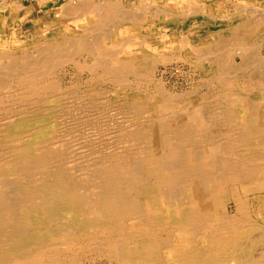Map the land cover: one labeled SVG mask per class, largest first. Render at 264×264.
Wrapping results in <instances>:
<instances>
[{"label":"rangeland","instance_id":"obj_1","mask_svg":"<svg viewBox=\"0 0 264 264\" xmlns=\"http://www.w3.org/2000/svg\"><path fill=\"white\" fill-rule=\"evenodd\" d=\"M37 2L31 0H0V12L9 5L20 6L23 9L17 18V24L20 26L28 25L30 20L33 17L35 18V12H38L41 17H47L46 19L50 15H61L63 4L61 0L34 9L33 7ZM114 2L115 5H121L122 10L125 12L122 11L119 14L120 11L118 10H107L108 16H113L112 19L108 16L107 18L102 17V20H99L101 23L100 26L98 25L99 27L92 24L87 25L85 28L87 31L82 35L83 37L86 36L87 43L84 50L59 51L58 57L56 56L57 61L55 59L56 63L51 66V72L48 74L49 78L46 77L51 82V88L47 90L34 91L29 97L27 92L16 88V85L14 86L15 82L12 83L13 85L11 84L14 88L9 87L10 85L8 86L4 81L8 77L4 78V76H9V78L13 76V80L16 79V81L24 80L23 82H25L27 80L26 84H28V81L34 83L36 71L31 69L37 70L39 66L31 67L29 73H26L28 78L25 73H22L24 68L22 69V66H19L23 60L29 62L37 60L40 52L30 42H34L35 37H40L39 40L42 41L47 36L55 37L51 38V42L62 40L58 37L60 35L75 41L78 36L75 35V37V33L71 34L68 30L69 27L56 25L58 27L54 30L60 32L55 35H47L46 38L41 36L43 30L34 28L24 33V39L28 43L21 47L13 44L12 48L14 49H7L8 51L0 49V55H8L9 59H15V66L18 67H16V73L15 67L11 65L10 68H14L9 72V65L3 64L0 60V70L4 78L2 82L0 81V119L3 117L0 120V125H10L13 127L14 133L17 132L15 139L16 146L19 149L15 152L16 154H22L24 151L27 153L37 151L40 154L42 152L51 154L55 158H60V162L66 166V162L68 164L71 162V166L75 168L71 170V173L74 175L81 174L86 180L89 179L88 177L93 176L91 174L95 172L94 166L98 159L113 154L118 156L117 160L119 158L118 163L121 166L124 161H127L130 166L128 168L132 173L130 174L131 180H138L136 190L134 189L135 192H131V194L135 193L136 205L148 212L147 209L151 206L148 199L149 189L152 187V190H159L158 186L154 188L158 176L156 174L153 176L150 172V166L147 165L148 158L156 153L152 152L153 143L168 139L170 141L174 139L175 142L180 140L182 142L197 141L192 138L187 139V137L178 138L179 134L177 132L179 131L168 132L167 127H169V124L171 126L180 124L181 127L189 126L188 128H190L193 123L190 118L191 115L198 113L200 117L202 115L203 121H210L218 127V130L210 134L212 136L209 135L201 141L222 143L225 141L224 135L234 132L231 130L232 126L234 122H238L236 119L244 111V105L254 104L264 117V0H190L188 2L185 0H114ZM190 3H196V11H193V13L200 16L182 17L176 14L184 13L182 6ZM160 9L172 11L177 17H165ZM128 10L130 11L128 12ZM108 23L111 24L108 25ZM65 30L69 32H65ZM92 38H94L93 41ZM40 41H38V44L41 45L39 50L51 43L48 40L46 41L48 43L40 44ZM187 45L199 46V53L201 52L202 57L193 59L187 56L189 52L184 48ZM101 50L105 54V58L100 57ZM146 55L148 58H146ZM161 55L168 56L163 57ZM116 58H121L128 65L131 64V67L127 66L125 71L119 75L107 73L108 69L114 67ZM44 61L45 58H43ZM225 61L230 63V66H227L228 63H225ZM225 68L227 69L225 70ZM12 70L14 71L12 72ZM220 70L227 73L223 72L222 74ZM135 71L138 72L135 73ZM33 75H35V78ZM224 77L227 78L226 82H228L225 86L221 82ZM120 78L122 81L119 80ZM227 96L232 97L231 99L235 101L232 109L234 111L231 114V119L221 120L219 115L221 108L219 107H222V104L219 102L222 100L221 98ZM4 119H8L7 122H4ZM244 123L249 124L247 121H244ZM261 124L263 126L264 122ZM136 131L144 133L139 137L135 135ZM192 131L191 129L184 130L183 133L192 134ZM168 133L171 138L166 137L169 135ZM159 134L166 136L160 138L158 137ZM0 137L1 143L4 140H9L3 132ZM260 140L264 141V135L261 136ZM198 149L200 151L201 147L196 146L195 150ZM243 151L239 149L237 151L239 154L237 156L232 154V156L241 157ZM170 153L174 152L170 151ZM141 155L143 156L140 159L137 158ZM217 156L222 157L221 155ZM79 160L85 161H81V163ZM57 165H59L58 162ZM169 166L174 168L175 163L169 162ZM259 181L261 188L257 186V188H254L255 181L250 184L251 189L254 191L250 190L249 193L242 192L243 187L241 184H228L227 189L237 191V193L239 191V195H242L244 200H241V203L243 205L246 203L245 206L249 211V223L252 226L245 231V236L242 237L239 246L241 251L239 250L238 253L229 251V254H226L229 255L227 256L229 258L223 260L225 263L219 264H239L240 261L237 260L242 257L254 255L258 258L264 252V179L260 178ZM232 201H229L231 202L230 205L227 202L224 209L233 214L232 211L235 209L236 204ZM77 214L75 212L74 215ZM62 219L64 220V217ZM49 220L52 221V225L57 224L56 227H60L62 234L71 235V230L68 231L67 225L58 223V220L51 218ZM70 220L75 219L70 217ZM127 225L125 223L123 226L127 227ZM77 229L76 227L72 228V235L81 234L79 228ZM45 232L46 234L49 233L47 229ZM83 235L79 237L82 243L85 241L83 239L93 238L92 241L87 242L88 249L86 245L84 251L83 249L79 251L76 247L74 251H71L74 253H71L73 257L69 254L64 258L65 264L68 263L67 261H69V264H72L73 261L78 264H133L120 260L106 249L103 250L101 241L106 237V234L104 237L103 235L87 237V234L83 237ZM161 235L166 237L168 234L165 231ZM166 253L164 249L160 252L161 264H180L177 260L171 262ZM236 253L240 256L237 259H231Z\"/></svg>","mask_w":264,"mask_h":264},{"label":"bare ground","instance_id":"obj_2","mask_svg":"<svg viewBox=\"0 0 264 264\" xmlns=\"http://www.w3.org/2000/svg\"><path fill=\"white\" fill-rule=\"evenodd\" d=\"M31 1H38L35 7H33L36 9V7L39 8V6L42 7V5L51 4L56 0ZM61 1L63 4L60 16L50 15L46 19L47 17H41L38 12L33 10L35 12V18L33 17L26 26L17 24V18L23 10L20 6L14 4L12 6L9 5L0 12V49H3V51L14 49L12 48L13 44L21 47L25 43H28L24 39V33L34 28H40L44 31L41 33L43 38H46L47 35L59 33L60 31L54 30L58 27L56 25L69 27L68 30L70 33H75L74 36H78H75V41L72 38L70 40L68 37H61L60 35L58 37L59 39L62 38V40H54L51 42V38L55 37L47 36L42 41L39 40L40 37H35L34 42H30L33 43L34 48L41 54H38L36 61L29 62L23 60L19 66H22V69L24 68L22 73H25V76L26 73H29L31 67L39 66L37 70L31 69L32 71H36V78L33 75L35 78L34 83L28 81V84H26L25 82L27 80L25 82H23L24 80L16 81V79L13 80V76L10 78L9 76H4V78L8 77L4 80L0 70L1 82L3 79L12 88L14 87L11 84L15 82L14 86L16 85V88L27 92L29 97L34 91L41 92L51 88V82L47 80L49 78L48 74L51 72V66L57 61L56 56L59 51H79L86 48V36L83 37L82 35L87 31L85 29L87 25L100 26L101 23L99 20H102V17L107 18L109 15L107 10L111 9L112 11V9H115L116 11H120L119 14L124 11L121 5L114 4L116 2L114 0ZM195 4L190 3L182 6L184 13L176 14L182 17L200 16L197 13H193V11H196ZM160 10L161 13H164L163 16L165 17L173 18L176 16L172 11ZM109 18L112 19L113 16ZM104 22L106 21L104 20ZM68 30H65V32H69ZM93 39L91 40L93 41ZM112 40L114 41V39ZM38 41H40V44H44L46 41L51 43L39 50L41 45L38 44ZM184 48L189 52L187 56L190 58L202 57L200 55L201 52L199 53V46L187 45ZM161 56L166 57L168 55ZM100 57L105 58L106 56L102 53ZM43 58H45L44 62H47L48 59L49 61L44 63ZM0 60H2L3 64L9 65V68L11 65L14 66L16 72L17 65L15 66V59H9L8 55H0ZM136 64L138 65V63ZM229 64L227 66H230ZM127 66L130 68L131 64L128 65L121 58H116L114 67L108 69L107 73L119 75L125 71ZM12 68L9 69V72H11ZM129 72L131 73L130 70ZM223 72L227 73L224 70ZM223 72L221 71L222 74ZM22 73L20 72L21 75ZM31 73L33 74L34 72ZM224 76L226 75L224 74ZM222 79V81L219 80L223 83V86L227 85V78L224 77ZM119 80L122 81L121 78ZM39 94L41 95V93ZM232 94L235 95L234 93ZM231 98L227 96L221 98L222 100L219 99V103L222 104V107H219L221 108L219 110L221 120H228L232 117L231 114L234 111L232 109L235 101ZM244 106V108L241 107L244 111L236 119L238 122H234L232 126L231 130L234 132L224 135L225 141L222 143L201 141L213 131L218 130V127L214 126L210 121H203L202 115L200 117L198 113L196 115L192 114L190 117L193 122V127H181L179 126L180 124L171 126L169 124V127H167L168 132L179 131L177 132L179 134L177 136L178 138L187 137V139L192 138L197 141L182 142L180 140L179 142H175L174 139H171L172 141L168 139L166 141L158 140L153 143L152 152L156 153L148 158L147 165L150 167H147L151 168L150 172L153 176L154 174L158 176V179L156 178L157 181L154 183V188L158 186L159 190H152V187L149 189L148 193L150 194L148 195V199L151 206L147 209L148 212H146V209H140L136 205L134 200L135 193L131 194V192H135L138 180H131L130 174L132 173L128 168L130 166L127 164V161H124L121 166L118 163L119 158L117 160L118 156L113 154L98 159L94 166L95 172L91 174L93 176L88 177L89 179L86 180L81 174L74 175L71 173V170L75 169L71 166V162L70 164L66 162L67 167L64 163L60 162V158H55L51 154L43 153L42 151L41 154L37 151L32 153L24 151L22 154H16L15 152L19 149L16 146L15 139L17 132L14 133L13 127L10 125L1 124L0 134L3 132L4 136L9 138V140H4L3 143L0 142V264H65L64 258L71 254L72 250L74 251L78 247L79 251L82 249L84 251L85 245L86 248L88 247L87 242L92 241L93 238L83 239L85 241L82 243V240L80 241L81 238L79 239L83 235L82 232L85 233L83 237L86 234L88 235L87 237H97V235H103L104 237L106 234V237L101 241L103 250H108L117 258L127 263L161 264L160 252L163 249L166 250V255L171 262L177 260L180 264L225 263L223 260L229 258L227 257L229 255H226L229 254V251H236L238 253L242 237L245 236V231L252 226L249 223V211L247 206H245L246 203L244 205L241 203V200H244L242 195H239V191L237 193V191L227 189L228 184H241L243 187L242 192L249 193L250 190L254 191L251 189L250 184L256 181L253 184L255 186L254 188H261L259 180L260 178L264 179V141L260 140L261 136L264 135V124L263 126L261 124L264 122V117H262L261 112L254 104ZM9 117L11 118V116ZM8 119H4V122H7ZM244 121H247L249 124L244 123ZM189 129L193 130L192 134L183 133L184 130ZM143 133L142 131H136L135 135L139 136ZM165 136L160 135L158 137L164 138ZM166 137L171 138L170 134ZM196 146H200L201 150H195ZM239 149L242 151L244 149L241 157H233L239 154L237 153ZM170 151L174 153H170ZM232 154L235 155L232 156ZM143 155L146 154L143 153ZM143 155L137 156V158L140 159ZM217 155H221L222 157H218ZM57 162L59 165H57ZM169 162H174L175 167H170ZM83 165L82 167H84ZM22 168H24V171ZM232 200L236 204L235 209L232 211L234 212L233 214L224 209V205ZM75 212L78 214L74 215ZM63 217L64 220L62 219ZM70 217H74L75 220H70ZM50 218L58 220V223L67 225L68 231L71 230V235L62 234L60 227H56L57 224H51L52 221L49 220ZM125 223L128 224L127 227L123 226ZM73 227H76V229L79 228L81 234L72 235ZM46 229L49 232L48 234L45 232ZM165 231L168 235L163 237L161 233ZM237 253L231 259H237L240 256ZM237 261H240L239 264H264V252L258 258L253 255L242 257ZM67 262L69 264V261ZM73 262L72 264L77 263Z\"/></svg>","mask_w":264,"mask_h":264},{"label":"crops","instance_id":"obj_3","mask_svg":"<svg viewBox=\"0 0 264 264\" xmlns=\"http://www.w3.org/2000/svg\"><path fill=\"white\" fill-rule=\"evenodd\" d=\"M185 1H187V0H185ZM198 3H200V2L198 1Z\"/></svg>","mask_w":264,"mask_h":264}]
</instances>
